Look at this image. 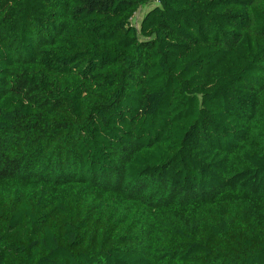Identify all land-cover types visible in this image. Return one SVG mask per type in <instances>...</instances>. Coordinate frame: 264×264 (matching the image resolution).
Here are the masks:
<instances>
[{"label":"trees","instance_id":"16d2710c","mask_svg":"<svg viewBox=\"0 0 264 264\" xmlns=\"http://www.w3.org/2000/svg\"><path fill=\"white\" fill-rule=\"evenodd\" d=\"M0 264H264V0H0Z\"/></svg>","mask_w":264,"mask_h":264},{"label":"rangeland","instance_id":"374dc122","mask_svg":"<svg viewBox=\"0 0 264 264\" xmlns=\"http://www.w3.org/2000/svg\"><path fill=\"white\" fill-rule=\"evenodd\" d=\"M155 5H157V3L156 2H153V4H148V5H144V6H141L136 12H135V14L133 15V18H132V20H131V23L133 24V25H138L139 24V22H140V20H141V18H142V16L144 15V13L146 12V11H148V9H150L152 6H155Z\"/></svg>","mask_w":264,"mask_h":264}]
</instances>
